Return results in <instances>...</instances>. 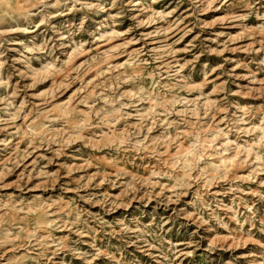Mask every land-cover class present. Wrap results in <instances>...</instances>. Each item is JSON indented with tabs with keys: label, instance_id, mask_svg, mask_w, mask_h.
<instances>
[{
	"label": "rangeland",
	"instance_id": "rangeland-1",
	"mask_svg": "<svg viewBox=\"0 0 264 264\" xmlns=\"http://www.w3.org/2000/svg\"><path fill=\"white\" fill-rule=\"evenodd\" d=\"M0 264H264V0H0Z\"/></svg>",
	"mask_w": 264,
	"mask_h": 264
}]
</instances>
